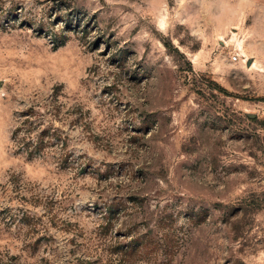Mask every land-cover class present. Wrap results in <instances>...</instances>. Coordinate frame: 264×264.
Listing matches in <instances>:
<instances>
[{
	"label": "rangeland",
	"instance_id": "rangeland-1",
	"mask_svg": "<svg viewBox=\"0 0 264 264\" xmlns=\"http://www.w3.org/2000/svg\"><path fill=\"white\" fill-rule=\"evenodd\" d=\"M54 94L67 167L12 140ZM135 233L142 264H264V0H0V259Z\"/></svg>",
	"mask_w": 264,
	"mask_h": 264
},
{
	"label": "trees",
	"instance_id": "trees-1",
	"mask_svg": "<svg viewBox=\"0 0 264 264\" xmlns=\"http://www.w3.org/2000/svg\"><path fill=\"white\" fill-rule=\"evenodd\" d=\"M67 9V7H64ZM72 9H68L66 12H71ZM76 13L70 15L66 13L62 16V20H65L67 30L78 28L83 31L85 27L82 17L78 23H74V17ZM65 41L62 42L64 44ZM78 108V107H77ZM62 111V104L57 94L51 96L50 100L46 102H37L31 105L26 110L22 111L18 115L17 124L12 133V140L16 153H22L27 159L34 160L40 157L49 155L50 145H61V150L56 153L58 162L64 167L70 165V158L73 154L66 150V141L64 139V131L55 127L57 119L60 117ZM66 138V136H65ZM80 170H86L89 166L86 161L78 163ZM19 223H23L24 219H29L25 213L22 216L18 215ZM108 228V222L105 225ZM123 237V236H122ZM110 246L105 244L101 250H104L96 258L89 257L84 259V264H142L139 262L140 258H146L152 256L158 252L155 244H153L146 234L135 233L130 237L124 235V239L117 237L112 239ZM166 256H169L168 261L173 258L172 252L165 249ZM91 256V255H89ZM0 264H23L19 257L11 256L6 259H0ZM42 264H49L43 262ZM149 264V263H148Z\"/></svg>",
	"mask_w": 264,
	"mask_h": 264
},
{
	"label": "water",
	"instance_id": "water-1",
	"mask_svg": "<svg viewBox=\"0 0 264 264\" xmlns=\"http://www.w3.org/2000/svg\"><path fill=\"white\" fill-rule=\"evenodd\" d=\"M252 118H254V116H251Z\"/></svg>",
	"mask_w": 264,
	"mask_h": 264
}]
</instances>
